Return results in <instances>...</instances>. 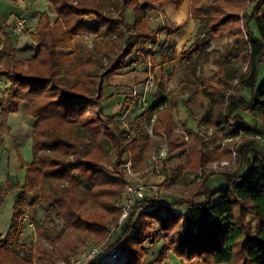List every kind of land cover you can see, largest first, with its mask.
Wrapping results in <instances>:
<instances>
[{
	"label": "trees",
	"instance_id": "trees-1",
	"mask_svg": "<svg viewBox=\"0 0 264 264\" xmlns=\"http://www.w3.org/2000/svg\"><path fill=\"white\" fill-rule=\"evenodd\" d=\"M48 1L55 19L48 12L40 14L30 34L40 46L35 56L23 60L11 35L0 39V80L10 83L7 97H0V115L17 113L26 102L36 120L33 160L18 155L20 167L26 168L25 183L10 177L5 186L0 183V210L10 193H16L10 227L5 236L0 234V264H60L70 261L71 252L88 239L105 241L110 218L117 223L125 204L124 164L131 160L136 170H143L147 155L158 145L146 129L154 114L155 135L162 133L173 148L187 152L189 167L199 178L187 191L177 192L179 200H138L113 236L112 248L120 254L115 259L100 255L91 264H165L171 252L187 264H264V150L259 148L264 142V0ZM187 1L192 17L207 24L184 60L214 38L234 40L220 56L219 72L193 94V99L208 102L200 122L212 129L210 151L200 133L189 132L186 140L176 131L175 104L165 94L164 81L154 97L147 95V101L153 98L150 106L128 130L104 104L106 81L135 72L136 61L128 58L135 51L146 58L148 45L159 43L162 30L151 27L149 10L173 5L181 11ZM127 10L133 23L125 17ZM86 36H94L92 46ZM124 103L128 108L139 102L124 95ZM223 139L221 147L217 143ZM233 160L236 170L208 168ZM218 177L225 183L215 187ZM29 195L33 200L28 207ZM196 196L204 200L196 202ZM41 201L66 224L61 233L47 232L37 223L35 210ZM26 217L37 224L41 236L32 247L21 241ZM160 242L158 253L151 256L147 245L157 248Z\"/></svg>",
	"mask_w": 264,
	"mask_h": 264
},
{
	"label": "rangeland",
	"instance_id": "rangeland-1",
	"mask_svg": "<svg viewBox=\"0 0 264 264\" xmlns=\"http://www.w3.org/2000/svg\"><path fill=\"white\" fill-rule=\"evenodd\" d=\"M145 1L146 0H143V2ZM253 6L254 5L250 6L251 11L254 8ZM149 11L151 27L156 30H162V33L159 35V43L157 45H148V50L145 54L146 58L138 55L139 53L137 51H135L128 58L130 61H136L137 64L134 66L136 69L135 71L142 70V72L146 74V78L142 82H137V84L134 86H129L119 90L113 86H108L107 84L110 81L107 80L105 83V92L107 98L104 102L106 111L116 115L117 117H121L125 123L123 124L124 130H128L134 118L146 110L145 108L150 106L153 98L150 100V102L147 101L146 105H141L140 103L136 105L131 104L128 108H126L124 103V95L133 99L131 93L128 92L134 88L141 90V95H143L145 93V83L148 79V75H150L151 72L152 75H150V77H153L155 85L151 86L146 95H148V97L153 95L152 97H154L160 88L161 82L164 81L166 83L165 94L169 101H172L175 104L172 114L175 120L176 131L180 134L183 132L189 134V132L192 131L200 133L206 137L208 144L207 151H210L213 149V144L210 143L209 138L212 135V129H208L200 122L207 110L208 102H200L197 98L193 99V94L198 90L201 82H204L207 78H213L219 72L221 67L220 56L232 46L234 40L226 35H222L219 38H214L209 42L202 44L199 51L197 50L189 52L188 59L184 60L186 55L185 52H188V50L196 42L202 30L205 29L207 21L204 22L192 17L190 1L186 2V5L181 9V11H177L174 7L168 8L166 5H156ZM125 17L128 22H134L133 13L131 10L126 11ZM53 19H55V15H53ZM89 19H94V17H90ZM166 26H171L174 30L170 31L168 28H166ZM29 29L30 28H26L27 31H29ZM92 37L94 36L85 37L89 46H92ZM114 54L115 53H113L112 56H114ZM154 62L158 64V66L155 68L151 67V63L154 64ZM0 87L3 91L0 97L6 98L10 88V83L5 78H2L0 80ZM247 97H249V94H247ZM245 116L251 124H255L254 120L251 119L248 114H245ZM4 117L5 116L1 117L0 115V183L5 186L6 184L4 183L10 176H12L16 182H19L20 178L24 184L25 178H23V176L19 177V171H21L22 175H24L23 173L26 172V168H22L19 165L17 169H15L13 155H15L14 150H17L16 152L19 153L20 148L23 156L26 155L28 157V162L33 160L32 143L24 145L21 148L20 144L15 141L14 149H12V151L7 149L8 151L6 150V152H4V143L6 139L8 137H13L10 128L6 125V120ZM14 121L16 122L17 120L14 119ZM148 123L146 125H149ZM15 127L16 124L13 131H16ZM152 137L158 141V145H154L152 150L147 155V165L150 164L152 154H159L164 149H168L170 152L169 160L166 162L169 163V167L166 166L163 176L164 182L167 178L169 180L167 185L169 191L164 187V190L158 191L159 193L156 197L163 202L179 200L182 198V196L177 192L187 191L188 185L194 181H197L199 174L194 172L189 167L187 152L184 154L180 149L173 148L170 143L166 141V138L162 133L156 135L154 133V136ZM225 142L226 140L223 139L219 140L217 144L221 147H224ZM259 148L260 150H264V142L259 145ZM229 162L225 161V163L228 164L225 167H229V169L233 170L238 168L234 160ZM217 163L218 162H215L214 164ZM221 163H224V161ZM221 163L218 164L221 165ZM225 167L221 169H224ZM161 181L162 179L155 178L153 175L149 176L147 179V182L150 184H160ZM20 183L22 184V182ZM224 183L225 181L222 179V177L213 179V184L215 187H220ZM199 193L200 192L198 191L194 195ZM15 194V192L10 193V195L7 197L5 205L0 210V234H4V236L7 233L12 220ZM32 200L33 195H29L27 199L28 207L30 206ZM195 200L196 202H201L204 200V198L201 196H196ZM124 203L125 201L123 200L122 205ZM35 211L37 223L43 226L47 232L53 231L61 233L65 229L66 224L61 218H59L58 213L53 210L47 202H39ZM110 220L112 227L116 224V221L113 218H110ZM25 226V233L22 236L21 241L32 247L39 240H41L38 226L27 217L25 218ZM103 242L104 241H100L99 239H95L93 237L88 239L86 243L80 244L78 250L71 252V259L92 245L102 244ZM162 243L163 242H160L157 248L147 245L146 248L148 249L149 254L151 256L157 254L160 247L162 246ZM173 255L174 254L172 252L169 254V258L165 264H187L186 262L175 260ZM107 257V255H104V259H107ZM63 262L69 261H61L60 264ZM91 263L93 262H89L87 264Z\"/></svg>",
	"mask_w": 264,
	"mask_h": 264
},
{
	"label": "crops",
	"instance_id": "crops-1",
	"mask_svg": "<svg viewBox=\"0 0 264 264\" xmlns=\"http://www.w3.org/2000/svg\"><path fill=\"white\" fill-rule=\"evenodd\" d=\"M166 7L173 8L174 6L166 5ZM0 8V39H3L6 34L11 35L16 55L23 60L35 56L39 52L40 46L39 43H36L31 39L30 34L38 26L41 13L48 12L53 17L55 14L53 5L48 0H0ZM19 18H24L26 20V28H30L29 31L24 29L25 31L21 34L14 33V27ZM145 78L146 74L142 72V70H139L124 75L112 76L107 85L113 86L116 89L118 88L119 90L134 86L137 82L144 81ZM28 109V103L21 102L18 106L17 113H8L5 115L4 118L6 120V125L10 128L13 137H8V140L6 139L4 143V152H6L7 149L12 151L15 146V141L20 144L21 148L24 145L32 143L36 120L29 115ZM14 119L17 121L15 122ZM14 122L16 124V131H13L15 126ZM14 151L15 155H13V161L15 163V169H17L20 165L18 155L21 154L23 156V154L21 153L20 148L19 153L16 152L17 150ZM23 158L28 162L29 159L26 155L23 156ZM19 172V177L23 176V178H25L26 172L23 173L24 175H22L21 171ZM10 178L14 180L12 176H10ZM19 182H22L23 184V181H21L20 178ZM4 184H6V182ZM173 257L175 260L182 262L175 255H173Z\"/></svg>",
	"mask_w": 264,
	"mask_h": 264
},
{
	"label": "built area",
	"instance_id": "built-area-1",
	"mask_svg": "<svg viewBox=\"0 0 264 264\" xmlns=\"http://www.w3.org/2000/svg\"><path fill=\"white\" fill-rule=\"evenodd\" d=\"M24 29H26V20L24 18H19L16 21L14 33L21 34L25 31ZM3 50L4 44L0 42V51ZM150 75H152L151 72ZM150 75H148V79L145 83V93L143 95H141V90H138V88H134L133 90H129L128 92L131 93L133 99L138 100L141 105L147 104L146 94L148 93V90L151 88V86L155 85L153 77H150ZM156 120L157 114H154L150 122H146V124H149L146 125V129L148 130L150 136H154V124ZM183 135H185L186 140H188L189 136L185 132H183ZM169 157L170 152L168 149L162 150L159 154L154 153L151 156L150 164L147 165L143 170H136L134 165H132V161L128 160L124 164V169L126 170V177L128 180L125 194V204L123 206L122 215L119 221L111 227L109 237L102 244L92 245L91 247L81 251L74 258L70 259L69 262H63L62 264H87L89 262H93L100 255H107L108 258L115 259L118 254H120L121 250L112 248V245L115 241L113 236L118 231L119 227L122 226L127 220L133 208L132 206H134L138 200L146 197H156L158 195V191H160V187L164 182V170L166 166L169 167V163H166L169 160ZM226 165L228 164L224 161V163H221V165L217 163L208 168H214L218 170L225 167ZM151 175H153L155 178L162 179L161 183H148L147 179Z\"/></svg>",
	"mask_w": 264,
	"mask_h": 264
}]
</instances>
